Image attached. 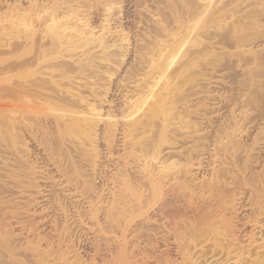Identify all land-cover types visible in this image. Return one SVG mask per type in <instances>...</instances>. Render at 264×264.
<instances>
[{
	"label": "bare ground",
	"instance_id": "obj_1",
	"mask_svg": "<svg viewBox=\"0 0 264 264\" xmlns=\"http://www.w3.org/2000/svg\"><path fill=\"white\" fill-rule=\"evenodd\" d=\"M0 60V264H264V0H0Z\"/></svg>",
	"mask_w": 264,
	"mask_h": 264
},
{
	"label": "rangeland",
	"instance_id": "obj_2",
	"mask_svg": "<svg viewBox=\"0 0 264 264\" xmlns=\"http://www.w3.org/2000/svg\"><path fill=\"white\" fill-rule=\"evenodd\" d=\"M20 54H21V53H20ZM20 54L18 53V54H16V56L13 55V57L18 58V57H19L18 55H20ZM12 59H15V58H12ZM3 63H4V61H3V60H0V66L3 65ZM37 68H38V70H37ZM37 68H36V70H34V71H36V74H34L35 72H33L32 74H30L31 72H30V73L28 72V73H29L28 76H29V77H32L33 74H34V76H36L37 74L39 75V74H40V73H39V72H40V71H39L40 69L43 70V71H41V72H44V71L46 70L45 67L42 69V65H41V68H40V66L37 67ZM39 68H40V69H39ZM44 69H45V70H44ZM30 71H33V70H30ZM37 71H39V72L37 73ZM16 72H17V71L14 72L15 75H17ZM14 74H13V72H11V74L8 73V75H11L12 77L15 76ZM22 74H24V76H26L25 73H22ZM26 74H27V72H26ZM41 74H42V73H41ZM6 75H7V74H6ZM31 75H32V76H31ZM19 76H20V75H19V73H18V78H19ZM6 77H7V76H6ZM12 77H10V76H8L7 78H5V77L3 78V77H2L3 79H1V77H0V79L3 80V81H0V82H2V83H0V84H2V85L4 84V85H5V84H7V83H9V82L13 83V82H12V81H13V78H12ZM20 77H21V76H20ZM9 78H11V80H10ZM18 78H17V80H18ZM6 79H7L9 82H8ZM15 79H16V78H14V82L17 81V80H15ZM4 81H5V82H4ZM0 91H1V94L4 92V91L2 92V90H0ZM5 99H6V98H5ZM5 99H4V98H0V102L5 101ZM24 102H26V100H25ZM4 103H5V102H4ZM4 103H3V104H4ZM0 105H1V103H0ZM262 167H263V168H262ZM262 167L258 168L259 170H257V173H256V174H257V176H256V180H258V179L261 178L260 175H258V173H259V174H261V172H262V174L264 173V161H263V163H262ZM261 169H262V170H261ZM259 171H260V172H259ZM258 176H259V177H258ZM261 176H262V175H261ZM254 177H255V175L253 176V179H255ZM257 178H258V179H257ZM234 179H235V178H234ZM230 180H231V181H230ZM232 180H233V178H232V179L228 178V180L226 179V181H225V179H224V180H221V182H222V183L224 182V184H222L221 182L219 183L220 185L218 184V186L220 187V188L217 187V188L219 189V191H215V190H218V189H217V188H214L215 190H213V191H215L216 193L214 192L215 194H214V193L210 194L211 198L209 197V193H208V195H207V193H202V196H203V194L207 195V196H205V197H204V196L202 197V196H201V192H200V193H196L197 195H199V196H201V197H199V196H197V195L195 194V196H192L193 199H192V197H189V196H187V195L184 196L183 193L181 194V193L178 191V192L180 193V196H179V193H177L178 188H177V186H175V184H174V189H173V191H172V187H173V185H172V186L168 187L167 190L165 189V190H166V193H167V196L165 197V195H161V198H162V199L159 198V200H162L163 202H162V201H159V200H158V197L156 198L158 201L155 200V201H157V203H155L153 209H156L158 213H160V211L162 210L161 214H162L163 212H165V214H168L169 212H171V213L168 214L169 216H170V214L172 215V213H174L175 210H176V215H175L174 218H173L174 215L170 216L171 219H170V217L168 218V216L165 215L164 213H163V215H161V216H164V215H165V216H166L165 218H168V219L163 218V219L166 221V223H167V222H172V221H171L172 219H173V221H175V223L177 222V224H179V223H181V222L183 223V221H187V220H189L190 218H191L190 220H194L193 218L196 217V215H197L198 212L200 211V208L203 207L201 204L207 203L206 201H205V202L203 201L204 199H206V198L209 197V198L211 199V201L214 200V203H215V201H217L218 198H219V196H218L219 194H218V193H220V189L222 190V188L224 187V188H223V190H224L225 187H228V186H227L228 184H231V185H229V186H231V187L234 188V189H233L234 192L237 191V190H239L238 188H239L240 185L238 184L237 179L233 180L234 182H232ZM227 181H228V182H227ZM235 181H237V182H235ZM225 182H226V184H225ZM227 183H228V184H227ZM232 183H233V184L236 183L238 188L235 187L236 184H235V186H233ZM222 185H223V186H222ZM225 185H226V186H225ZM170 188H171V189H170ZM175 188H176L177 190H175ZM236 189H237V190H236ZM168 190H169V191H168ZM170 190H171V191H170ZM174 191H175V192H174ZM168 192H169V193H168ZM171 192H172V193H171ZM177 194H178V195H177ZM213 195H216L217 198L213 197ZM171 196H172V197H171ZM174 196H175V199H176V200L174 199ZM183 196H184V198H183ZM196 196H197V197H196ZM159 197H160V196H159ZM167 197H168V198L170 197V199L172 198V200L174 201V203L171 202L170 204L164 205V202H165V200L167 199ZM179 197H180V198H179ZM186 197H187V198H186ZM195 197H196V198H195ZM212 197H213V198H212ZM163 198H164V199L166 198V199L163 200ZM177 198H178L179 200H178ZM189 198H190V201H191L192 203L189 201V203H191V204L188 203V204H189V205H188L187 202H188V199H189ZM197 198H199V199H197ZM200 198H201V199H200ZM202 198H203V199H202ZM209 198H208V199H209ZM184 199H185V200H184ZM194 199H196L197 201L194 200ZM208 199H207V200H208ZM198 200H199V201H198ZM201 200H202L204 203H203ZM170 201H171V200H170ZM178 201H179V202H178ZM183 201H185L186 203L183 202ZM195 201H196V202H195ZM209 201H210V200H209ZM211 201H210V202H211ZM181 202H182V204H180ZM210 202H208V204H210ZM162 203H163V204H162ZM175 203H177V204L175 205ZM212 203H213V202H211V204H212ZM214 203H213V204H214ZM172 204L175 205V206H173ZM208 204H207V205H208ZM168 205H170V206H168ZM171 205H172V206H171ZM177 205H179V206H177ZM199 205H200V206H199ZM218 205H219V204H217V206H218ZM188 206L190 207V209H189ZM213 206H214V205H213ZM213 206L210 207V208L213 209ZM167 207H168V208H167ZM186 207H187V208H186ZM173 208H174V210H172ZM214 208H215V206H214ZM170 209H171L172 211H174V212H172ZM177 209H178V212H179V213L177 212ZM197 209H198V210H197ZM159 210H160V211H159ZM168 210H169V211H168ZM196 210H197V211H196ZM210 210H211V209H210ZM180 211H182V212H180ZM187 211H188V213H186ZM166 212H167V213H166ZM193 212H194V214H193ZM195 212H196L197 214H196ZM177 213H178V215H177ZM190 213H191V214H190ZM180 214H181V215H180ZM184 214H185V215H184ZM186 215H187V216H186ZM241 215L244 216V215H245L244 212H242ZM176 218L179 219V220L177 221ZM183 219H184V220H183ZM169 220H170V221H169ZM179 221H180V222H179ZM187 222H188V221H187ZM170 252H171V251H170Z\"/></svg>",
	"mask_w": 264,
	"mask_h": 264
}]
</instances>
